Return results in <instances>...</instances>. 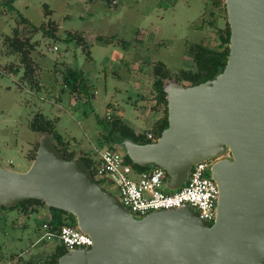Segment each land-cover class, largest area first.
<instances>
[{
    "label": "water",
    "instance_id": "95a60500",
    "mask_svg": "<svg viewBox=\"0 0 264 264\" xmlns=\"http://www.w3.org/2000/svg\"><path fill=\"white\" fill-rule=\"evenodd\" d=\"M225 4L231 36L224 70L194 85L168 80L169 125L161 136L118 143L135 164L164 168L171 191L195 164L212 160L214 221L189 205L135 215L82 157L66 159L53 136L40 133L28 170L0 160V205L38 199L76 217L93 244L68 250L58 264H264V0Z\"/></svg>",
    "mask_w": 264,
    "mask_h": 264
},
{
    "label": "rangeland",
    "instance_id": "374dc122",
    "mask_svg": "<svg viewBox=\"0 0 264 264\" xmlns=\"http://www.w3.org/2000/svg\"><path fill=\"white\" fill-rule=\"evenodd\" d=\"M14 5L13 12L0 9V160L16 171L28 170L33 162L40 133L30 122L37 112L55 122L76 156L87 153L97 159L99 151L114 145L123 153L117 142L106 140L108 115L122 117L145 136L164 114L152 109L154 66L164 63L169 80H177L181 70H194L191 46L201 41L216 46L213 24L225 23L216 0H15ZM19 13L37 26L56 22L62 38L45 36L43 29L33 35L38 44L31 55L39 87L23 79V71L5 69L19 62L4 44L18 25ZM70 32L83 35L86 42L65 40ZM68 66L82 69L95 85L91 101L65 87ZM103 186L118 195L113 183ZM164 189L171 191L167 185ZM48 218L47 207L31 213L1 209L0 264H26L30 259L42 264L51 258L61 240L47 237L43 221Z\"/></svg>",
    "mask_w": 264,
    "mask_h": 264
},
{
    "label": "trees",
    "instance_id": "16d2710c",
    "mask_svg": "<svg viewBox=\"0 0 264 264\" xmlns=\"http://www.w3.org/2000/svg\"><path fill=\"white\" fill-rule=\"evenodd\" d=\"M15 0H0V9H7L8 11H15L16 7L14 5ZM109 2L115 3V0H108ZM218 9L220 12H224L225 23L223 26H218L213 24L216 28L215 33L218 35L219 43L216 46H212L209 42L201 41L194 43L190 51L192 53L193 61L195 64L194 70H181L179 73L178 81L188 82L191 85L199 84L208 79L215 78L220 72H222L226 66L228 55H229V43L231 36V28L228 22L227 9L225 0H216ZM18 20V25L14 28L13 34L6 36L4 39V44L7 47V52L9 54H16L19 56V62H12L5 66V69L10 72L19 73L23 71V79L28 80L37 87L40 86V82L36 77L37 66L34 59L32 58V51L36 48L38 42L33 40V35L43 29L45 36L53 37L55 40L62 39L58 36V24L56 22L50 21L47 24L40 26L33 25L26 17L21 13ZM65 40H76L77 43L85 41L83 35L78 32L72 33L65 38ZM154 79L150 86V94L153 96L156 103L154 104V110L163 111L164 114L159 117L158 120L153 124L152 128L148 131L153 134V138H148L147 134L136 132L122 117H113L111 114L107 117V125L109 126L110 132L106 135V140L111 142L121 143L125 137H131L136 142L139 143H150L158 139L163 130L168 127V101L167 93L164 91V85L169 80L168 73L165 68L164 63H159L154 66ZM1 75V71H0ZM63 83L65 87L74 96L84 98L86 101H91L95 97L96 87L91 84L89 78L85 75L82 69H78L72 66H68L63 71ZM30 128L39 133H50L55 141L57 149L62 153V155L71 160L76 157L75 151L71 149L70 142L64 138L56 129L55 122L47 117L42 112H37L31 122ZM146 132V133H148ZM117 136V139H115ZM39 146V142L36 144L34 152L31 154L32 160L36 156V152ZM110 149H116L114 146H109ZM85 163L89 166L94 176L98 177L100 184L108 183L109 178L105 176H98L97 169L100 164L99 157L93 159L84 153L81 156ZM125 162L132 165L135 169L139 171L148 170L153 167H142L135 164L128 154H125ZM39 207H47L50 212V218L43 221L49 224L48 230L54 233V237L59 238V231L65 225H70L77 227L76 217L62 209L48 207L46 203L38 199L25 200L14 207H6L0 205L1 209H14L18 208L27 213L35 212ZM60 239V238H59ZM68 250L61 242V246L58 248L57 252L48 260L42 264H58V259L66 253ZM15 257L12 258V260ZM26 264H37V260L30 259Z\"/></svg>",
    "mask_w": 264,
    "mask_h": 264
},
{
    "label": "built area",
    "instance_id": "2783aa9c",
    "mask_svg": "<svg viewBox=\"0 0 264 264\" xmlns=\"http://www.w3.org/2000/svg\"><path fill=\"white\" fill-rule=\"evenodd\" d=\"M54 49L58 50V46L55 45ZM147 136L153 138L151 132ZM99 160L98 176L110 179L109 182L117 188L122 203L135 215L142 217L153 211L189 205L197 211L200 218L214 221L219 187L209 174L212 160L195 164L187 182L173 191L164 189L169 177L160 166L153 165L148 170L139 171L125 162L123 153L110 148L99 151ZM43 228L49 239L54 237V233L48 230L47 222H44ZM59 238L67 250L90 247L93 244V239L88 234L70 225L60 229Z\"/></svg>",
    "mask_w": 264,
    "mask_h": 264
}]
</instances>
